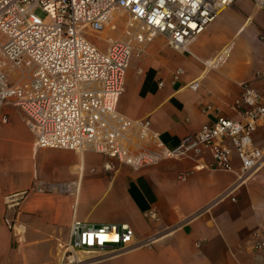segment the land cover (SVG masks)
Instances as JSON below:
<instances>
[{"label": "crops", "instance_id": "0c3cea01", "mask_svg": "<svg viewBox=\"0 0 264 264\" xmlns=\"http://www.w3.org/2000/svg\"><path fill=\"white\" fill-rule=\"evenodd\" d=\"M244 83L264 99V11L251 0H235L185 51L156 37L134 56L116 108L130 121L148 119L173 148L220 117L236 119L230 106ZM6 112L9 121L0 126V264H264V251L250 246L252 232L264 227V165L232 194L234 201L219 200L236 178L235 159L233 173L207 169V153L134 170L91 151L35 147L21 111ZM253 143L264 150V126ZM6 214L12 230L3 222ZM73 219L127 225L135 242L154 237V243L107 259L63 256L57 246L62 237L67 241Z\"/></svg>", "mask_w": 264, "mask_h": 264}, {"label": "built area", "instance_id": "2783aa9c", "mask_svg": "<svg viewBox=\"0 0 264 264\" xmlns=\"http://www.w3.org/2000/svg\"><path fill=\"white\" fill-rule=\"evenodd\" d=\"M234 1L0 0V126L9 121L6 108H16L35 147L91 151L134 170L165 159L199 160L207 153V169L233 173L235 159L236 178L219 197L234 201L232 194L264 165V150L253 143L257 128L264 126V99L251 85H241L230 106L236 119L220 117L173 148L159 139L148 119L130 121L116 108L134 56L156 37L185 51ZM251 1L264 11V0ZM116 10L127 15L122 37L102 51L84 32H103ZM190 88L195 90L197 83ZM3 222L13 229L8 214ZM153 243L154 237L135 242L127 225L94 226L73 219L64 247L107 259ZM250 246L264 251V227L252 232Z\"/></svg>", "mask_w": 264, "mask_h": 264}, {"label": "rangeland", "instance_id": "374dc122", "mask_svg": "<svg viewBox=\"0 0 264 264\" xmlns=\"http://www.w3.org/2000/svg\"><path fill=\"white\" fill-rule=\"evenodd\" d=\"M126 19L127 15L125 13L120 10H116L112 13L110 23L103 32L93 33L87 30L84 32V37L98 47V49L103 51L109 41L121 39ZM65 243L66 237H62L59 242L60 247L57 246V251L63 256L73 254V252L66 251V247H64Z\"/></svg>", "mask_w": 264, "mask_h": 264}, {"label": "bare ground", "instance_id": "6f19581e", "mask_svg": "<svg viewBox=\"0 0 264 264\" xmlns=\"http://www.w3.org/2000/svg\"><path fill=\"white\" fill-rule=\"evenodd\" d=\"M72 259V258H71ZM72 261V260H71Z\"/></svg>", "mask_w": 264, "mask_h": 264}]
</instances>
